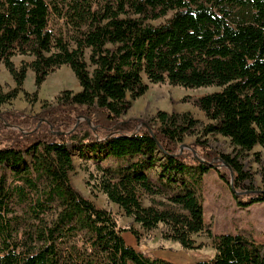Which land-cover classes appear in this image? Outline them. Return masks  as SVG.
Returning a JSON list of instances; mask_svg holds the SVG:
<instances>
[{
  "label": "trees",
  "instance_id": "1",
  "mask_svg": "<svg viewBox=\"0 0 264 264\" xmlns=\"http://www.w3.org/2000/svg\"><path fill=\"white\" fill-rule=\"evenodd\" d=\"M17 55L33 59L17 65ZM0 63L15 82L0 88V264H174L128 245L125 231L138 243L141 233L74 186L76 150L96 165L83 166L93 186L146 232L185 250L206 232L214 257L195 264H264V244L213 234L200 194L214 168L242 194L240 205L264 202L241 159L264 148V0H0ZM64 65L79 91H62L37 113L5 110L20 94L37 102ZM29 69L34 93L25 90ZM144 77L219 87L184 99L208 122L164 110L125 121L149 89ZM207 135L229 138L235 154L209 148ZM187 136L196 141L181 149Z\"/></svg>",
  "mask_w": 264,
  "mask_h": 264
},
{
  "label": "rangeland",
  "instance_id": "2",
  "mask_svg": "<svg viewBox=\"0 0 264 264\" xmlns=\"http://www.w3.org/2000/svg\"><path fill=\"white\" fill-rule=\"evenodd\" d=\"M165 20V18H162L150 23L157 25ZM32 59L33 57L30 55H17L14 57L17 65H20L22 61H31ZM34 77V72L29 69L25 81V90L29 93H34L37 90ZM144 80L149 84V89L143 96L132 101V106L123 117L125 121L132 118L150 120L158 111L164 110L168 112H190L195 118L205 123L208 122L200 109L189 102H185L184 99L187 96L196 98L218 91L219 87L185 88L168 83H150L146 77H144ZM13 87H15V82L12 76L4 64L0 63V88L3 91H8ZM64 90H80L79 82L68 65L62 66L47 77L38 90L37 102L31 103L20 94L11 105L5 107V110L23 111L26 114L37 113L40 111L44 101L52 102ZM202 139L213 150L224 154H235L230 139L227 137L207 135ZM195 141L196 136H187L185 145L181 149L191 148L190 145ZM196 155H201L199 149L196 150ZM241 159L245 170L253 175L254 185L258 188H263L264 148L257 145L252 151L245 153ZM108 160L109 162H114L115 158H109ZM74 161L76 168L71 173L74 186L98 206L116 213L119 225L122 228L128 230L129 227L133 226L141 233L142 237L140 243H138L130 231H125L123 236L128 245L135 243L137 244L135 248L140 252L154 255L155 257L164 256L171 260L170 262L173 261L176 264H195L200 260H210L214 257L215 249L212 246V238L206 232L193 236L196 245L200 246L199 248L185 250L179 242L162 238L160 230L153 232L143 230L139 224L134 223L115 203L108 201L107 197L93 186L94 181L90 177L89 172L83 167L87 163L89 170L96 172V165L93 161L87 160L86 162L77 150L74 151ZM200 194L203 200L205 224L210 226L214 235L241 233L256 243L264 244V202L250 206L240 205L238 197L242 194H240L239 190L237 193L234 192L231 184L221 179L214 168L205 173ZM145 203L148 204L149 201L146 200Z\"/></svg>",
  "mask_w": 264,
  "mask_h": 264
},
{
  "label": "crops",
  "instance_id": "3",
  "mask_svg": "<svg viewBox=\"0 0 264 264\" xmlns=\"http://www.w3.org/2000/svg\"><path fill=\"white\" fill-rule=\"evenodd\" d=\"M135 245H137V244H135V243H132V245L131 246H133L134 248H135ZM137 249V248H136ZM139 251V250H138ZM161 255V254H160ZM157 257H159V258H162V259H165V260H167V261H171V260H168V258H166V257H164V256H157ZM172 263H174V264H176L175 262H173L172 261Z\"/></svg>",
  "mask_w": 264,
  "mask_h": 264
}]
</instances>
